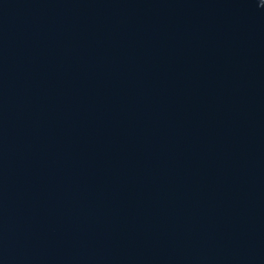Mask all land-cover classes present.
Returning <instances> with one entry per match:
<instances>
[{"label":"water","instance_id":"95a60500","mask_svg":"<svg viewBox=\"0 0 264 264\" xmlns=\"http://www.w3.org/2000/svg\"><path fill=\"white\" fill-rule=\"evenodd\" d=\"M0 264H264V0H0Z\"/></svg>","mask_w":264,"mask_h":264}]
</instances>
